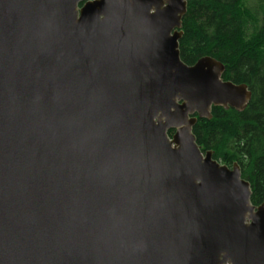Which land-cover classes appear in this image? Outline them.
I'll return each instance as SVG.
<instances>
[{"label":"water","instance_id":"1","mask_svg":"<svg viewBox=\"0 0 264 264\" xmlns=\"http://www.w3.org/2000/svg\"><path fill=\"white\" fill-rule=\"evenodd\" d=\"M187 8L0 0V264H264V202L193 134L252 93L182 61Z\"/></svg>","mask_w":264,"mask_h":264},{"label":"trees","instance_id":"2","mask_svg":"<svg viewBox=\"0 0 264 264\" xmlns=\"http://www.w3.org/2000/svg\"><path fill=\"white\" fill-rule=\"evenodd\" d=\"M180 40L191 66L211 57L225 67L224 80L245 84L252 99L243 112L214 107L212 119L193 129L203 152L224 165L237 163L251 185L252 203L264 202V0H187ZM171 135L173 132L170 133Z\"/></svg>","mask_w":264,"mask_h":264},{"label":"rangeland","instance_id":"3","mask_svg":"<svg viewBox=\"0 0 264 264\" xmlns=\"http://www.w3.org/2000/svg\"><path fill=\"white\" fill-rule=\"evenodd\" d=\"M255 1H256V0H245V4H246L248 7H252L253 5H255Z\"/></svg>","mask_w":264,"mask_h":264},{"label":"flooded vegetation","instance_id":"4","mask_svg":"<svg viewBox=\"0 0 264 264\" xmlns=\"http://www.w3.org/2000/svg\"><path fill=\"white\" fill-rule=\"evenodd\" d=\"M174 133V132H173Z\"/></svg>","mask_w":264,"mask_h":264}]
</instances>
